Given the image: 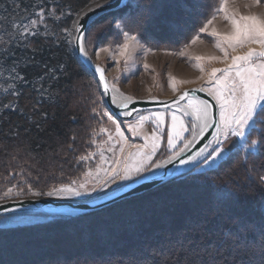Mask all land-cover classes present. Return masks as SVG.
Segmentation results:
<instances>
[{
	"label": "rangeland",
	"instance_id": "rangeland-1",
	"mask_svg": "<svg viewBox=\"0 0 264 264\" xmlns=\"http://www.w3.org/2000/svg\"><path fill=\"white\" fill-rule=\"evenodd\" d=\"M113 1L108 0L105 3V0H99L89 5L76 14L72 24L66 30L68 43L78 61L74 49V40L80 18L86 11ZM171 1L130 0L122 8L99 15L92 21L86 32L85 46L89 57L105 68L110 84L114 83L120 92L126 96H132L133 99L173 98L188 88L203 87L207 89L209 87L207 73L210 69L213 67L224 68L227 63L231 62L230 59L223 63L207 59L202 61L195 59L197 56H216L223 60V52L215 47L219 38L209 35L213 28L221 34L231 31V24L223 18V13H216L220 0H195L200 6L196 4L194 9L177 3H173L170 7ZM137 5L140 7H137ZM215 5L212 16L205 15L206 12L209 15L210 7L213 8ZM227 7L230 13L237 16L258 15L264 18V0H261L259 4H256L255 0H228ZM148 9L151 10L152 18L151 22L145 23L139 29L140 43H133L127 56L119 55L118 45L123 43V36L115 28V24L122 17L135 16L139 12ZM49 11L47 14L43 10V20L38 21L31 30H46L50 26L48 20L59 18L54 9ZM179 11L182 12L181 15ZM40 12L38 11V13ZM214 14L215 19L209 25L208 32H200L199 29L209 19H212ZM170 18L175 24H167ZM36 19L38 20V17ZM176 26L181 31H177V36L174 37ZM6 30L7 28L0 24L1 45L2 42L6 44L8 39L12 38V34L5 33ZM197 36L200 38L193 43V39ZM249 47L257 50L260 48L258 44H252L237 48L235 53L229 48L228 52L230 56L243 54ZM149 49L150 51H148ZM125 60H127V63H125ZM79 63L86 73L91 76L90 80L94 81L100 88L96 76L88 71L80 61ZM145 64L148 65L147 69L144 67ZM198 64L204 67V73L199 71ZM4 74L5 71L0 68L1 83ZM218 75L220 74L218 73ZM171 77H174L177 81L193 82L178 83L176 85L177 91L173 92L170 86ZM1 88L0 85V91ZM100 92H98L99 94L93 105V109H95L92 117L93 123L88 133L89 141L86 144L88 152L85 151L84 154H81V156L92 155L87 160H80L81 156L76 159L78 169L73 179L60 180L56 185L49 186L46 191H42L47 192L56 187L71 185L85 194L78 197L31 196L18 194L21 187L26 189L24 183L10 186L0 184V202L38 198L70 202L93 200L110 194L148 173L154 168L152 164L166 162L172 152L179 151L183 144L191 139V131L185 132V140L178 141L175 149H169L167 146V133L171 128V113L174 110H151L138 113L131 119H119L107 109L101 88ZM104 113H108L112 120H109ZM153 113L164 114V123L160 124L159 127L153 122L155 119L151 116ZM176 114L182 116L185 124L190 126L192 120L177 112ZM141 115L150 116V119L145 121L136 133H133L129 129V125H136ZM116 124L120 125L124 136L127 138V145L123 154L119 152L121 145L116 143L119 139L115 135ZM101 129H107V131L102 132ZM154 131L160 135L161 141L159 149L147 165L148 170L139 176L134 175L132 180L121 181L117 177L116 182L111 183L109 180L112 174L110 170L116 166L115 161H120L119 167L121 170H123L125 164L138 163L139 158H129L128 153H135L138 148L144 145L145 138L150 137ZM252 132L248 134V142L254 139ZM110 134L113 136L112 140L108 139ZM216 146L215 143L210 145L207 155ZM223 147L225 152L220 157L215 160L209 158L207 164L204 163V157L200 164L190 172L209 173L230 157V159H233L225 170L228 174L229 170L239 167L234 159L236 151L241 150L247 155L256 154L251 153V150L243 149L242 142H239L236 137H230L227 141H224ZM110 148L113 150L110 151ZM143 151L145 153L151 151L150 143L149 147L144 148ZM261 166V175H264V159H262ZM106 172H108V175H105ZM255 172L257 173V171ZM88 173H91V175H88ZM247 178L248 176L244 177V181H251ZM72 181H75V184ZM105 181H109V183L105 185ZM257 181H253V186L256 187ZM170 182L141 195L125 199L108 208L87 214L93 215L86 217L81 223L69 222V224L62 225L58 229L43 235L22 233L14 236L19 240H3L0 237V264H19L20 262L22 264H264V249L258 245L260 252L255 256L249 253L248 250H243L244 244H239L237 236L239 233L243 234L247 229H251L246 224L251 214L244 213L245 203L248 202L245 197H248V195L241 194V197L235 199V202L232 200L227 203V206H223L221 201L219 203L220 189L212 190L207 187L204 190L199 188L201 185H191L187 182L181 187H172L168 190L165 188L160 189ZM198 183L202 184V182ZM81 184L84 185V188L79 187ZM102 185L105 186L101 187ZM9 188L12 189V192L5 196L4 194ZM158 188L159 191H156ZM220 188L223 191L226 190L222 186ZM146 194L148 195L146 196ZM218 214L219 216H217ZM58 218L61 217L46 214H21L0 217V229H16L23 226L49 223L58 220ZM4 221L8 222L5 223ZM222 221L240 222L241 226L236 230L237 235L236 233L232 234L235 239L233 244L227 247V251L224 247L218 249L215 246L216 243L220 242L221 237L226 234L223 236ZM250 244H252L251 241ZM239 254L241 256H238Z\"/></svg>",
	"mask_w": 264,
	"mask_h": 264
},
{
	"label": "trees",
	"instance_id": "trees-1",
	"mask_svg": "<svg viewBox=\"0 0 264 264\" xmlns=\"http://www.w3.org/2000/svg\"><path fill=\"white\" fill-rule=\"evenodd\" d=\"M96 1L99 0H0V24L7 28L5 33L12 34L6 44H0V68L5 71L3 82H0V184L3 186L24 183L31 184L35 190L46 191L60 180L73 179L78 169L76 159L88 152L86 144L93 123V105L101 92L74 55L66 30L76 14ZM173 3L193 9L197 4L195 0H172L169 6ZM215 7H210L209 15L208 12L205 15L212 16ZM51 9L59 18L48 20L50 26L46 30H31L37 35H21L22 29L12 27L13 23L27 24L29 18L36 19L38 11L44 10L48 14ZM167 24L175 22L170 18ZM177 31L181 29L176 26L174 37ZM252 135L254 139L264 138V119H260ZM232 159L224 160L209 173L190 172L160 189L181 187L186 182L201 185L199 188L204 190L207 187L220 189L219 203L221 201L223 206L232 200L235 202L241 194L248 195L244 213L252 215L246 221L251 229L238 234L240 222L222 221L223 236L226 234L215 246L227 251L233 240L226 239V235L236 233L239 244H244L243 250L256 256L260 252L258 245L264 249V228L260 223L264 185L257 181L262 174V159L257 153L247 155L241 150L236 151L234 159L239 167L227 174L225 170ZM247 176L251 181H244ZM253 181H257L256 187ZM92 215L61 217L49 223L0 229V237L10 240L17 239L14 236L22 233L43 235L69 222L81 223Z\"/></svg>",
	"mask_w": 264,
	"mask_h": 264
},
{
	"label": "snow or ice",
	"instance_id": "snow-or-ice-1",
	"mask_svg": "<svg viewBox=\"0 0 264 264\" xmlns=\"http://www.w3.org/2000/svg\"><path fill=\"white\" fill-rule=\"evenodd\" d=\"M108 0H105L107 3ZM261 0H255L256 4H259ZM228 0H220L219 7L216 9V13H223V18L230 22L231 31L225 34H221L215 28L209 33L212 37H218L215 47L223 52V60L216 56H197L195 59L197 61L209 60V61H220L226 62L230 59V63L224 68L213 67L207 73L208 75V85L207 89L200 88L194 91H207L209 96L215 102V107L218 109V118L213 113L214 105L208 100L200 99L195 96L189 95L188 92H184L178 96V98L173 101L179 106L180 101H184L187 98V103L183 109V116H192L193 120L190 126L185 124L182 116H178L176 111H181L179 107L177 110L171 113V128L167 133V146L169 149H175L177 147V142L185 140L184 133L191 131V139L187 140L183 147L179 151L172 152V155L168 158L167 162H172V160L180 157L185 150L189 148V145L193 144L197 140V137L201 139L204 137L206 131L210 128H215L212 133V140L209 141L208 145L200 148L194 155L188 156L186 159H181V164H188L190 162L196 161L199 157H205L204 163L209 162V158L215 160L220 157L222 153L225 152L223 147L224 141H227L230 137L238 138L239 142H242V148L245 150H251V153H257L261 159H264V138L257 140L252 139L248 142V134L255 130L256 124L260 119H264V18L258 15H235L228 10ZM19 7V5H18ZM137 7H140L137 5ZM37 19H29L28 24L23 23H13V29H22L21 35H37L38 33L32 32L31 28L35 27L38 21L43 20V10L36 14ZM151 10L141 11L135 16L122 17L116 24L115 28L123 36V43L118 45L119 55L127 56L130 48H132L133 43L139 44V29L143 27L145 23L151 22ZM215 19V14L212 19H209L199 31L204 33L208 32L209 25L212 24V20ZM80 32V29H76ZM200 37L197 36L193 39V43L196 42ZM76 44L80 54L85 59H89L88 50L85 46V38L81 32L75 37ZM258 44L260 46L259 50L256 48L249 47L243 54L229 55L228 49L230 48L233 53L237 51V48H243L246 45ZM150 51V49L148 50ZM127 63V60H125ZM145 69L148 65H144ZM197 67L201 73L205 72L202 65L198 64ZM95 71L99 73V81L103 88V94H111V99L113 103H119V107L127 109L129 104L133 102L132 96H126L116 87V85L110 84L106 79L104 74V69L99 65L95 66ZM218 73L220 75H218ZM20 78V77H17ZM22 79V78H20ZM170 86L173 92L177 91L176 85L178 83H192L193 81H177L174 77L170 78ZM190 110V111H189ZM95 111V109H93ZM99 114V113H97ZM125 116H131V111H126L123 113ZM108 116L109 120L112 117L108 113H104ZM155 119L154 123L159 127L160 124L164 123L163 113H153L151 114ZM150 116L141 115L136 123V125H129V129L136 133L139 127H142L145 121H148ZM39 127V126H37ZM102 132L107 131V129H101ZM115 135L119 139L116 141L120 144L119 152L123 154L125 152V146L127 145V138L124 136L120 125L115 126ZM223 138V139H221ZM75 137H73V140ZM109 140L113 139L110 134ZM161 137L157 132H153L150 137L145 138V143L142 147L138 148L135 153H128L129 158H139L138 163L129 165L125 164L123 170L120 169V161H115V165L110 171L111 176L109 178L111 183H115L117 177L121 181L132 180L135 176H139L141 173L148 170L147 165L152 161L153 155L160 147ZM151 146V151L145 153L144 148ZM215 143L217 146L212 148V151L206 156V151L210 145ZM259 145V147H257ZM71 147V145H69ZM113 150L112 148L109 149ZM92 154H89V156ZM89 156H81L80 160H87ZM162 165L160 163L152 164L154 168H160ZM21 169V173H23ZM31 175V172L28 173ZM91 175V173H88ZM108 175V172L105 173ZM148 179V177H145ZM261 185H264V175L258 177ZM75 184V181H72ZM109 181H105L107 185ZM102 185L101 187H104ZM80 188H84V185H79ZM95 191V189H93ZM12 192L9 188L5 192V196H8ZM18 194H27L31 196H42L46 195L52 196H81L82 193L76 190L71 185H64L61 187L53 188L47 192L34 191L31 184H26V189L24 187L20 188ZM261 215V226L264 228V208L260 210ZM7 223L8 221H4ZM226 239L233 240L232 234H227Z\"/></svg>",
	"mask_w": 264,
	"mask_h": 264
},
{
	"label": "water",
	"instance_id": "water-1",
	"mask_svg": "<svg viewBox=\"0 0 264 264\" xmlns=\"http://www.w3.org/2000/svg\"><path fill=\"white\" fill-rule=\"evenodd\" d=\"M129 1L130 0H114L113 2H110L108 4H104L92 10L86 11L79 20L77 28L80 29V32L76 31V36L82 32L84 38H86V32L94 19H96L99 15L103 13H107L124 7ZM74 49L79 61L84 65V67L88 71L92 72L99 81V73L95 71V66L99 64L95 63L90 57L89 59H85L82 54H80L76 44V40H74ZM99 66L104 69L105 77L108 80L105 68L101 65ZM100 86L101 90L103 91L101 83ZM196 89L200 88L185 89L182 93L188 92L191 96L200 97L204 100H208L214 105L213 113L218 118V109L215 107V102L212 97L209 96L207 91H194ZM178 96H176L175 98L167 99H133V102L129 104L127 109L119 107V103H113L111 99V94L104 95V98L108 108L112 112V115H114L116 118L123 119L119 113L131 111L132 115L126 116L127 119H130L132 118V116L141 112L169 109L175 107L177 105L173 103V101H175ZM184 101H180V104ZM214 131V127L208 129L204 137L202 139L200 137H197V140L194 141L193 144L189 145V148L185 150V152L180 157L172 160V162L170 163L166 162L160 168H156L148 172L147 174L140 176L139 178L131 181L130 183L114 190L110 194L84 202L56 201L39 198L0 202V217L21 214H46L49 216L56 217H77L108 208L125 199L141 195L158 186H161L165 183L182 177L183 175L195 169L202 161L200 157L197 158L196 161L190 162L188 164H181L180 160L186 159L190 155H194V153L197 152L200 148H203L205 147V145H208L209 141L212 140V133ZM145 177H148V179H145Z\"/></svg>",
	"mask_w": 264,
	"mask_h": 264
},
{
	"label": "bare ground",
	"instance_id": "bare-ground-1",
	"mask_svg": "<svg viewBox=\"0 0 264 264\" xmlns=\"http://www.w3.org/2000/svg\"><path fill=\"white\" fill-rule=\"evenodd\" d=\"M108 77V76H107ZM100 84V83H99ZM100 88H101V86H100ZM200 88V87H199ZM188 89H191V88H188ZM102 91V90H101ZM103 92V91H102ZM183 92V91H182ZM182 92L180 93V94H182ZM179 94V95H180ZM103 96H104V94H103ZM178 96V95H177ZM176 97V96H175ZM175 97H173V98H175ZM198 98H200V97H198ZM105 99V98H104ZM162 99H167V98H162ZM200 99H202V98H200ZM185 102V103H184ZM183 103H181L179 106L177 105V106H175V107H172V108H169V109H171V110H174V111H176L177 110V107H179L180 109H181V111H176L178 114H181V115H183V109L185 108V106H186V103H187V99L184 101ZM106 103V102H105ZM106 106H107V104H106ZM107 109L111 112V110L108 108V106H107ZM160 110H165V109H160ZM190 111V110H189ZM112 113V112H111ZM124 112H120L119 114L122 116V118L123 119H127L126 118V116L123 114ZM136 115H134V116H132V118L133 117H135ZM185 118H187V119H189V120H193V117L192 116H184ZM131 119V118H130ZM209 148V147H208ZM207 152H208V149H207V151H206V154L205 155H207ZM201 158V160H203V158L204 157H200ZM168 161V160H167ZM166 161V162H167ZM166 162H164V163H162L161 165H163V164H165ZM154 169H156V168H153L152 170H154ZM152 170H150V171H152ZM149 171V172H150ZM147 174V173H146ZM145 175V174H144ZM143 176V175H142ZM139 178V177H138ZM130 183V182H129ZM128 184V183H127ZM126 185V184H125ZM124 186V185H123ZM102 197V196H101ZM89 201V200H88Z\"/></svg>",
	"mask_w": 264,
	"mask_h": 264
}]
</instances>
